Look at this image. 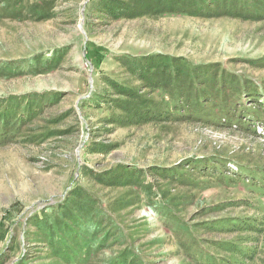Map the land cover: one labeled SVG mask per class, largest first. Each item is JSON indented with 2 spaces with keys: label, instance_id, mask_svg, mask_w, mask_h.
I'll use <instances>...</instances> for the list:
<instances>
[{
  "label": "rangeland",
  "instance_id": "obj_1",
  "mask_svg": "<svg viewBox=\"0 0 264 264\" xmlns=\"http://www.w3.org/2000/svg\"><path fill=\"white\" fill-rule=\"evenodd\" d=\"M102 1L0 0V264H264V0Z\"/></svg>",
  "mask_w": 264,
  "mask_h": 264
},
{
  "label": "trees",
  "instance_id": "obj_2",
  "mask_svg": "<svg viewBox=\"0 0 264 264\" xmlns=\"http://www.w3.org/2000/svg\"><path fill=\"white\" fill-rule=\"evenodd\" d=\"M156 1L161 3L164 0H156ZM175 1H177L176 4H173V3H169L168 0H165L164 2H162V5H161L162 10L154 9V12H164V13L181 12V13H192L193 14L192 2L186 3L183 0H180V1L175 0ZM212 1H214L213 3L218 2L215 0H212ZM223 1H226V0H223ZM231 1L237 2V0H231ZM116 3H118V4H116ZM100 4H102L104 9H106L108 14L113 15V16L120 17V16H122L123 11H126V10H123L122 5H119V4H122L121 0H111V1L107 0V3L102 1ZM235 10H236V15L245 16V15H249L251 8L248 5H240ZM195 13H198V12L196 11ZM165 58L167 59L168 56L165 57V56H161V55H155V56L145 57V59H141L139 61L137 60V62L135 61L132 64L133 66H131L130 68L138 76L148 77L150 79V83L153 84L155 88H157L158 85H160L159 84L160 80L158 81V79L156 77L157 76L156 73L158 71L160 72V70H161V72H164V74H165L166 69L169 67L168 63L165 62V60H164ZM172 63L179 65V66H182L183 61H182V58L180 59L179 57H176V58H172ZM195 67H197V66H195ZM195 67L193 66L192 69L187 68V70H186V73L188 75L191 74L188 85L195 83V80H196V77H194L195 72H196ZM178 69H180V70H177V72L182 71L185 73V69H186L185 67L184 68L178 67ZM189 71H192V72H189ZM192 74H194V75H192ZM168 81H170V80H168ZM114 86L117 88L116 84ZM118 90H119L120 94L124 95L125 97H130V99H133L134 101H138L140 99L139 94H137L136 92H133V91L130 92V90L127 88H118ZM139 104L145 105L143 102H139ZM140 111H142V110H137L136 114ZM198 112H199V109H195L193 111V113H195V114ZM140 116L142 117L141 114H140ZM73 238L77 239V235H75ZM57 247H60L62 249H65V247H66V249H67L69 246L67 243L64 242V239H62L61 241H59V244ZM66 252H67V255L70 257V258H68V260L72 261L73 255H74V253H76V251L70 252V251L66 250ZM125 255L126 254H123L120 257H117V259L114 262H111V264H123V261H120V259H122ZM209 261H213V260L207 259V262H209ZM127 264H130V262Z\"/></svg>",
  "mask_w": 264,
  "mask_h": 264
}]
</instances>
